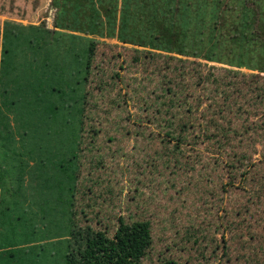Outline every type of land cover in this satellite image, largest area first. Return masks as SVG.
I'll use <instances>...</instances> for the list:
<instances>
[{"label":"rangeland","instance_id":"374dc122","mask_svg":"<svg viewBox=\"0 0 264 264\" xmlns=\"http://www.w3.org/2000/svg\"><path fill=\"white\" fill-rule=\"evenodd\" d=\"M246 1L251 8L247 11L236 0H222V6L204 9L218 10L221 22L216 50L206 48L201 52L209 55L218 51L223 59L231 55L232 60L238 52L233 51L232 43L226 45L223 41L232 36L231 42L233 35L244 34L248 42L243 60L262 62L264 9L258 8L256 0ZM261 4L264 6V0ZM56 30L80 36L77 51H70L60 38L53 40ZM5 33L11 35L10 44L5 43ZM65 35L69 36L68 42L76 41V37ZM88 38L94 40L92 44ZM5 44L11 51L6 63L8 73L2 81L13 103L7 109L2 104L0 83V109L9 117L11 149L21 156L26 170L17 202L0 193V213L8 217L28 214L34 218L38 233H28L33 240L29 247L6 252L9 241H27V228L13 231L2 224L0 217V264H65L69 232L67 216L61 212L64 208L57 207V163L74 144L72 126L79 118L78 108L84 101L81 95L86 90L87 127L101 125L104 129L98 136L86 134L81 145L83 171L78 203L86 213L78 215L76 221L83 228L95 226L92 216L102 210L103 222L112 227L109 235L115 238L117 219L122 214L129 223L148 219L158 241L139 258L132 257L131 248L129 251L113 243L105 251L113 259L102 257L99 264H166V258L173 259L170 264H264L263 72L157 50L144 60L143 47L123 43L116 37L58 28L52 0H0V81ZM182 66L190 71L184 81L186 86L194 94L203 95V100L207 98L203 109L209 118L221 111L215 118L227 132L219 136L220 145L214 139L198 144L203 161H191L198 165L195 173L200 179L203 176V185L179 198L165 184L168 178L177 177H171L169 169L160 178L152 177L155 168H150L153 159L158 158L156 132H163L165 127L155 122L143 131L148 138L137 133L139 123L147 121L146 99L162 93L164 73L181 82L185 73ZM40 82L44 89L37 94ZM56 84L66 92L63 96L49 91ZM184 93L176 100L177 109ZM187 100L194 104L193 97ZM51 103L59 106L57 118L48 110ZM184 110L186 107L181 106L180 111ZM151 137H155L153 143L149 141ZM164 154L172 156L169 151ZM16 158V154L5 155L2 166L11 167ZM187 171L191 173L192 169ZM209 176L211 180L207 182ZM206 191L215 192L216 198L206 195ZM206 198L209 201L204 204ZM17 232L21 236L16 237ZM203 233L206 241L194 243ZM193 234L195 238L186 239ZM218 246H225V250ZM96 248L73 241L71 263L94 264Z\"/></svg>","mask_w":264,"mask_h":264},{"label":"trees","instance_id":"16d2710c","mask_svg":"<svg viewBox=\"0 0 264 264\" xmlns=\"http://www.w3.org/2000/svg\"><path fill=\"white\" fill-rule=\"evenodd\" d=\"M222 0H52L53 6L56 8V25L58 28L69 30V31H80L93 36H108L116 37L119 41L131 44L137 47H143V58L148 60L150 55L156 53V51H165L170 54L192 56L198 58H205L213 62H222L234 67H245L248 69H259L260 72L264 73V47L262 48L263 60L262 62L247 63L244 59L246 35L240 34L237 36L226 37L223 41L224 44L229 45L232 43L237 51V56L234 55L230 60L231 55H228L226 59L224 56L216 53L201 52L202 49L214 48L219 43V37L217 31L220 25L219 17L221 16L218 10L206 11L204 9L211 7H220L223 3ZM240 3L242 8L247 11L250 6L246 0H236ZM224 2V0H223ZM259 4L260 10L264 9L261 4V0H256ZM238 3V4H239ZM251 9V8H250ZM230 12V11H229ZM264 10L262 11V13ZM220 30V29H219ZM66 34L71 37H76L75 42H68L65 37ZM10 36L4 34L5 43L10 44ZM53 40L60 38V41L64 42L68 49L71 51L74 49L77 51L78 39L80 36L74 35L68 32H62L56 30L52 33ZM92 39V38H88ZM93 39L90 44L93 43ZM223 44V45H224ZM214 46V47H213ZM92 50V47H91ZM11 48L5 44L4 53L2 58V69H1V96L2 104L5 108H9L13 103L11 100V92L8 87L4 84L2 78L7 76L8 70L6 67L7 59ZM176 57V56H173ZM181 60V58H179ZM259 64V66L257 65ZM183 76L180 77L181 82H176L175 79L164 73L163 82H161L160 90L161 94L155 96L154 99H146L144 108L146 109V122L139 123L138 136L148 138L145 132L146 128L154 125L155 122L165 127V130L158 131L155 143L158 148V158H154L150 168H155L152 177L157 176L158 178L165 175L164 170L169 169V175L177 178H168L165 183L169 188L167 190H174L175 195L179 198L190 194L193 189H198L203 185L202 178L195 173L198 165H195L191 158L195 161L198 159L203 161V156L199 151L198 144L214 139L218 145L220 135L226 133V129L219 124L216 117L217 114H221V111L215 112L214 116L209 118L207 112L204 111V105L206 102L205 96L194 94L188 86L184 83L186 81L187 73L190 74L189 70H186L182 66ZM189 82V81H188ZM187 82V85L189 83ZM43 82L38 85L37 94L40 90H43ZM202 82H198L197 85H201ZM188 88V89H187ZM187 91L184 93V90ZM50 92H58L60 95H64L66 92L62 90L59 85H51L49 87ZM87 91V90H86ZM84 91L81 95L82 106L78 108L79 118L76 119L72 126L74 137L73 145H71L70 151L65 153V156L58 161L57 167L59 169V175L57 176L58 193L56 197L57 207L60 209L62 214L67 216L68 225V252L65 253V264L71 263L74 254L71 253L70 248L73 245V241L76 244H82L85 242L89 246L98 247L97 252L94 256V264L98 262L102 257L108 256L109 261L113 259L112 254H106L105 251L109 250L113 243L123 246L126 250L130 251L132 257L139 258L141 255H146L150 248L156 247L158 242L153 236V224L150 220H138L129 223L126 217L122 214L117 219V228L115 232V238L110 237L109 233L111 228L109 223L103 222L101 216L102 210L95 213L92 216L94 225H87L81 227L79 225L78 215L86 213L81 209V204L78 203V192L79 186L81 185V175L83 171L81 163V152L83 148L81 145L84 143L85 135H96L104 129L103 126H92L87 127L85 121V112L87 110L88 92ZM155 94L156 90H153ZM182 95L183 101L179 104V109L176 106V100ZM193 97L194 104L189 100ZM217 105L218 102H212ZM186 107L183 112L180 108ZM58 105L51 103L48 106V110L52 111V117L57 118ZM151 110V112H150ZM149 111V112H148ZM154 111V112H153ZM196 116V118L193 117ZM144 118V117H143ZM79 124V137L76 133V126ZM78 127V126H77ZM214 129V130H212ZM230 131V129H229ZM153 134V130L150 134ZM127 134H130L128 130ZM149 134V135H150ZM72 137V138H73ZM155 137L149 138L150 143H153ZM112 139V137L110 138ZM13 143V137L10 131L9 117L0 109V193L6 198L13 202H17L22 191V179L25 174L26 167L24 161L15 149H11ZM11 150V151H10ZM164 151H169L172 156L167 157ZM16 154V163L13 161L12 166L7 168L2 166V160L5 155ZM156 154V155H157ZM246 156L242 154L241 157ZM175 160V163L173 161ZM191 162V163H190ZM192 169L191 173L187 170ZM239 170L243 171L242 166H238ZM189 176L190 179L185 180ZM184 177V179H183ZM211 176H209L207 182H210ZM111 180V178H110ZM112 181V180H111ZM108 182V181H107ZM151 182V181H150ZM89 186V190H90ZM170 193V192H169ZM206 195H212V199L216 198V193L213 191H206ZM66 196V198H65ZM201 199V197H200ZM208 198L204 200V204L207 203ZM209 201V200H208ZM90 205H88L89 207ZM199 208V207H197ZM79 209H81L79 211ZM2 217V224L9 226L13 231L16 228L23 227L27 228L25 232L27 240L24 244L15 243L9 241L6 243V252L15 249H22L23 246L29 247V243L33 242L32 238L29 237V232L38 233L36 230V224L33 217H30L25 213H18L16 215L9 216L0 213ZM109 218V216H106ZM113 218L116 216L113 215ZM78 220V221H76ZM130 220V219H129ZM131 221V220H130ZM192 227L186 231L188 234L191 233ZM21 231V230H19ZM203 231V229H202ZM15 236H21V232L15 233ZM196 234L188 236V238H195ZM206 235L203 233L200 237L194 240V243L199 244L206 241ZM2 248L5 247L4 243ZM207 245L204 247L207 249ZM105 246V248L101 247ZM221 246H218V248ZM221 249L225 250V246ZM217 253V246L215 247ZM213 257V256H212ZM173 259H167L164 261L166 264H170ZM173 264H178L176 261Z\"/></svg>","mask_w":264,"mask_h":264}]
</instances>
